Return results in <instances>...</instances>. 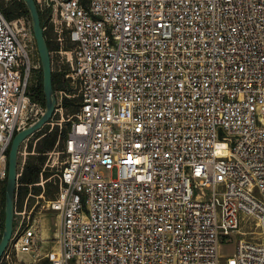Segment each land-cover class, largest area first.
Listing matches in <instances>:
<instances>
[{"label": "built area", "instance_id": "2783aa9c", "mask_svg": "<svg viewBox=\"0 0 264 264\" xmlns=\"http://www.w3.org/2000/svg\"><path fill=\"white\" fill-rule=\"evenodd\" d=\"M34 1L60 86L48 125L68 127L47 201L57 251L39 246L25 202L16 254L264 264V0ZM41 71L30 16L9 22L0 9V183L15 135L45 112ZM69 87L77 112L64 118Z\"/></svg>", "mask_w": 264, "mask_h": 264}, {"label": "rangeland", "instance_id": "374dc122", "mask_svg": "<svg viewBox=\"0 0 264 264\" xmlns=\"http://www.w3.org/2000/svg\"><path fill=\"white\" fill-rule=\"evenodd\" d=\"M16 0H4L6 6H11V4ZM19 1V0H17ZM20 18V17H19ZM18 19V18H17ZM17 19L9 21L15 22ZM55 82L56 90L60 89L59 83ZM41 85H43V73L38 76V89H40ZM55 90V91H56ZM67 95L70 96L67 100L66 104V111H64V118L73 115L77 112V104H78V97L77 92L73 88H67ZM65 100V97H64ZM60 120V114L57 113L53 122H57ZM68 124L64 123L62 130L58 129L57 127H52L51 125H46L41 131L37 132L36 134L29 137L22 145L19 155V176L21 177L24 171V165L26 163H30L33 161L30 166L31 173L38 174L39 182L29 186L27 194H31V196H27L24 200V204L22 209L17 208V199L15 201V211L20 213V211L24 210L25 202H27V212L30 214L31 220L34 218L37 219L39 222V226L42 232V224L49 227L50 231V242L48 244H42L41 238L39 241V246H42L45 250L51 248L54 252L57 251V244L56 239L54 238V234L58 230V222L59 219L56 217V213H52L48 210V203L47 201L56 197L58 192V178L57 175L62 165V161L64 157L60 154L64 147V140L62 139V132L67 131ZM57 139L55 145H53L54 139ZM2 167V164H0ZM8 167V161H7ZM6 167V170H7ZM1 171V170H0ZM19 177V178H20ZM6 182L2 181L0 183V227H2L3 233V226H4V208H5V190H6ZM19 187V185H18ZM35 190H40L39 195H35ZM207 193H210V190H206ZM18 216H15V220H18ZM58 220V221H57ZM45 227V226H44ZM46 228V227H45ZM2 237V236H1ZM44 238V236H43ZM236 240L233 239V242L227 244H222L221 253L222 255L231 257L235 254L236 249ZM13 243H10L7 251L8 254L11 255L10 259H5L0 264H50L49 259H44L41 262H35V259L32 254H16L14 250Z\"/></svg>", "mask_w": 264, "mask_h": 264}, {"label": "water", "instance_id": "95a60500", "mask_svg": "<svg viewBox=\"0 0 264 264\" xmlns=\"http://www.w3.org/2000/svg\"><path fill=\"white\" fill-rule=\"evenodd\" d=\"M27 8L32 22V29L41 60L43 73V93L45 97V112L33 125L18 132L8 153L7 182L5 190V218L3 233L0 240V261L12 239L14 230L15 201L19 180V155L23 143L32 135L41 131L53 118L57 100L53 88L52 62L48 42L45 37L41 18L34 0H21Z\"/></svg>", "mask_w": 264, "mask_h": 264}, {"label": "trees", "instance_id": "16d2710c", "mask_svg": "<svg viewBox=\"0 0 264 264\" xmlns=\"http://www.w3.org/2000/svg\"><path fill=\"white\" fill-rule=\"evenodd\" d=\"M0 9L8 21L15 20L21 16H29L27 8L22 1L16 0L11 4V6H6L4 0H0ZM45 37H47V33H45ZM48 46L50 49L51 46L49 43H48ZM55 82H56V76L53 75V88H54V90H56ZM37 99L39 101H41L43 103V105L45 106V97H44V93H43V85H41L40 89H37ZM65 138H66V131L62 132V139L65 140ZM56 141H57V139L55 138L53 141V145H55ZM30 163L33 166V161ZM30 163L28 162L24 165V167H23L24 171L18 180L19 187L17 190L16 199H17V208L20 210L23 207L25 198H27V196H28V194H27L28 187L39 182L38 174L31 173L30 166H29ZM39 194H40V190H35V195H39Z\"/></svg>", "mask_w": 264, "mask_h": 264}, {"label": "crops", "instance_id": "0c3cea01", "mask_svg": "<svg viewBox=\"0 0 264 264\" xmlns=\"http://www.w3.org/2000/svg\"><path fill=\"white\" fill-rule=\"evenodd\" d=\"M58 221V220H57ZM46 228H45V227ZM58 232H59V222H58V230H57V232L54 234V238H56L57 236H58ZM44 234H45V240H51V238H50V231H49V227L48 226H46V225H43L42 224V239H44L43 238V236H44ZM45 244H48V243H45ZM55 244H57V243H55Z\"/></svg>", "mask_w": 264, "mask_h": 264}, {"label": "bare ground", "instance_id": "6f19581e", "mask_svg": "<svg viewBox=\"0 0 264 264\" xmlns=\"http://www.w3.org/2000/svg\"><path fill=\"white\" fill-rule=\"evenodd\" d=\"M41 242H42V244H45V243H49L50 240H45V234H44V239H42V237H41ZM22 254H26V253H22Z\"/></svg>", "mask_w": 264, "mask_h": 264}]
</instances>
